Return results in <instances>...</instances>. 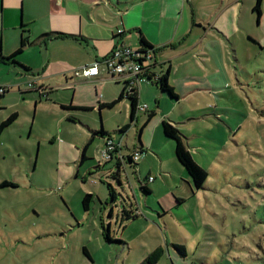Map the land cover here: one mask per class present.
<instances>
[{
  "label": "rangeland",
  "instance_id": "374dc122",
  "mask_svg": "<svg viewBox=\"0 0 264 264\" xmlns=\"http://www.w3.org/2000/svg\"><path fill=\"white\" fill-rule=\"evenodd\" d=\"M12 32H5L12 41L4 42L0 34L3 57L20 45V36ZM250 32L252 37H232L228 57L223 48L216 59L202 52L197 57L200 69L191 56L185 58L199 83L212 87L182 96L181 103L199 111V118L183 128L182 139L187 146L186 139L199 133L191 152L208 173L205 190L192 197L184 183L190 181L188 173L181 169L184 178L176 171L165 176L158 160L151 172L157 179L153 192L145 194L140 183L150 165H142L143 154L137 163L141 172L132 174L130 165L121 179L124 196L140 216L125 231L116 225V215L112 219L113 235L123 236L125 244L106 246L102 236V215L111 220L105 205L108 184L121 189L107 176L108 167L96 170L103 163L104 138L95 136L81 164L94 131L103 127L113 138L122 137L123 102L101 112L65 110L60 101L73 103L74 91L59 87L46 101L29 87L33 77H25L19 67L0 65V79L9 88L0 99V124L18 114L0 136V264H142L148 258L154 264H264V18L253 15ZM39 50L28 48L20 58L38 65ZM60 55L68 52L51 53L52 58ZM78 87L79 101L97 105L99 86L97 95L94 85ZM139 130L133 126L125 136L126 156L139 144ZM90 193L94 197L85 212L82 200ZM177 198L186 202L178 204ZM176 245L186 248L185 257Z\"/></svg>",
  "mask_w": 264,
  "mask_h": 264
},
{
  "label": "crops",
  "instance_id": "0c3cea01",
  "mask_svg": "<svg viewBox=\"0 0 264 264\" xmlns=\"http://www.w3.org/2000/svg\"><path fill=\"white\" fill-rule=\"evenodd\" d=\"M254 6L255 0H0V34L4 42L6 39L13 40L10 37L11 34H5L6 31H13L12 33H16L17 37L20 36V42L22 38H28L30 44L25 47L24 51L31 47H39L41 58V63L38 65L31 60H21L23 51L17 61L28 70L21 66L0 65L15 70L19 67L18 69L25 73V77H33L34 83L32 84L36 90H41L39 95L44 100H46L45 95L50 99L53 92L56 93L59 87H64L67 91L75 92L74 101L70 105L99 110V103L110 104L119 98L124 89V80L107 78L104 74L99 78L87 80L83 77L75 78V72L83 66L107 57L118 43L139 50L141 48L140 39L143 37L155 49L151 74L162 77L169 72L168 82L174 88L178 98L173 100L168 94L161 92L154 84L155 77L152 79L153 82L147 81L140 84L138 87L139 106H146L147 109L139 110L135 121L131 122L130 103L127 99H124L128 101L127 103L124 100L121 101L123 102V115L119 121L120 129L127 125L129 129L125 133H120L122 135L120 139L108 137L121 143L119 154L121 157H128L124 153L125 150H129V145L124 143L125 136L133 126L143 127L141 144L133 146L132 154L136 151L145 154L146 158L142 161V165L150 166L147 168L149 175L142 182L147 183L152 193L151 185L157 179L151 175V172L153 167L156 168L158 160L160 161L159 170L163 175L167 176L168 173L176 171L184 178L181 169L185 170V168L176 157V142L164 135L162 123L164 121L170 123L184 135L183 128L187 127L186 124L190 120L199 118V111H193L181 105L182 96L197 95L199 92L212 89L211 86H202L203 84L199 83V75L191 71L194 67L185 58L191 56L200 69L197 57H200L204 51L209 57L216 59L223 48V56L228 57V50L232 51L234 44L232 37H236L237 33L243 38L252 37L250 27L251 17L255 15ZM19 8L21 10L18 15ZM16 18L17 21H15ZM263 18L264 0L262 1L261 19ZM118 31L122 33L119 34ZM58 33L64 34L65 37H57ZM249 42H251L250 39ZM19 46L16 48L18 49ZM216 48L218 52L215 51ZM54 50H64L68 52V55L52 58L51 53ZM198 52L199 55L196 56L194 53ZM10 55L11 53H7L6 56ZM0 56H2L1 50ZM182 68H185L183 75L180 73ZM4 82L0 79V86L7 87ZM83 83H89L91 87L94 85L96 95L98 94L97 86L102 89L97 105L88 99L79 101L82 96L78 97L80 88L78 86ZM60 102L61 108L69 106L64 101ZM105 109L110 110L111 108H103L99 111ZM150 114L154 116L149 119ZM146 128L147 132L144 133ZM108 137L104 138L103 147ZM198 137L197 132L186 139V147L190 152L191 148H194L191 147L192 140ZM197 163L200 164L198 161ZM114 165L115 163L104 162L96 170L106 171L105 168L108 167V171L112 172ZM131 166L133 167L132 174L140 173L143 167L139 170L138 164L135 166L131 164ZM131 166L127 165L126 170L132 169ZM110 172L107 174L108 177L111 175ZM124 175L121 172V179ZM150 177L154 178L153 182L148 181ZM184 183L191 190L192 197H195L196 192L199 191L195 190L191 178L190 181L184 180ZM119 187L121 189H115L117 193L124 189L123 182ZM92 195L94 197V194ZM182 200L186 202L185 199ZM118 204L119 201L112 205L113 215L109 217L111 219L109 222L105 219V213L101 220L105 225H110L113 239L126 240L123 236L117 239L113 235V216L116 215V225L119 224L123 231L127 230L137 219L121 225L117 216L121 209ZM130 204L134 210L135 206L132 202ZM104 242L106 246L109 245L105 240ZM121 243L125 244L124 241ZM90 260L92 261V256Z\"/></svg>",
  "mask_w": 264,
  "mask_h": 264
},
{
  "label": "trees",
  "instance_id": "16d2710c",
  "mask_svg": "<svg viewBox=\"0 0 264 264\" xmlns=\"http://www.w3.org/2000/svg\"><path fill=\"white\" fill-rule=\"evenodd\" d=\"M262 1L263 0H255V6L253 8V11L257 15L258 20H260L262 17ZM56 35H57V37H65V35L61 34V33H58ZM46 36H48V35H46ZM140 43H141V48L137 51L138 55L146 57L147 54H149V53L154 54L155 49L151 45H149L143 37L140 39ZM29 44L30 43H29L28 38H22L19 48L14 53H12L9 57L0 56V64L15 65V66L23 67L17 61V58L23 53L25 47H27V45H29ZM23 68L28 70L25 67H23ZM148 70H151V67ZM153 77L154 76H152L151 73H148L147 81L153 82V80H152ZM168 77H169V72L165 73L162 77L158 76V79L156 81H154V84L157 85L158 89L161 92L168 94L173 100H176L178 98V95L175 93L174 88L169 84ZM123 86H124L123 87L124 89H123L122 93L120 94L119 98L110 104H100L99 103L98 104L99 110H102L103 108H114L121 101H123L124 99H127L130 103V108H131L130 119H131V122H134L136 119V115L140 110L139 98H138V89L136 90V89L132 88L131 90L130 89L127 90V84H125V83ZM36 91L40 94L41 90L37 89ZM8 92H9V90H8ZM5 95L0 96V99L4 98ZM46 96L47 95H45V99L49 100V98ZM62 108L65 110H84V111L92 110L91 107L79 108V107H74L72 105L62 106ZM153 116H154V114H150L148 118L150 119ZM17 118H18V114L14 113L7 120L3 121L0 124V136L7 127H9L11 124H13L17 120ZM162 128H163L164 135L167 138L172 139L176 142L177 160L187 171L188 175L190 176L191 180L193 181L195 190H197V191L203 190L205 187V183L208 179V173L205 169L200 167L195 162V160L193 159L191 152L188 150V148L186 147V145L183 142L182 133L176 127H174L173 125H171L170 123H168L166 121H164L162 123ZM128 129H129V125L125 126L123 129L119 130V133H125ZM142 130H143V127L140 128V130H139V135H138L139 144H141ZM95 136L105 138V137H108L110 135L107 132H105V130L103 128L100 129L99 131H94L90 142L86 145V147L84 149L81 164L85 160H87L86 151H87V148L89 147V145L91 144V142L94 140ZM131 155L128 157H123V159L111 160V161L106 162L107 164L115 163L114 171L110 172L111 175L109 177L111 179H113L114 181H116L119 184V186L122 185L121 172L126 174L127 165H131V164L133 166L137 165V162L133 161V158ZM140 184H141L140 185L141 190L145 194L150 195L151 191L147 187V183L141 182ZM108 191H109V196H108V199H107L105 205L110 206L109 217H112V215H113L112 205L115 204L117 201H119L118 207L121 209H120V212H118L117 216L120 219L119 223H121V225L124 223H127L130 220H136L139 218L140 215L138 214L137 211H134L132 209L133 207H132V204L129 203V200H127L126 197H120V194L117 193V191L113 187L112 183L108 184ZM92 200H93L92 194H86L84 196V198L82 200V206H83V209L85 212H88L90 210ZM177 202H178V204H181V203H184V200L177 198ZM102 229H103L102 236L108 244L121 242L120 240H116V239L112 238L111 229H110L109 224L105 225L102 222ZM174 248L177 251H179V253L182 257H185V255H186L185 254V247H181V246L176 245V246H174ZM83 250H84L85 255L89 259H91V256L88 253V250L86 248H84ZM142 264H154V261H152L151 258H148Z\"/></svg>",
  "mask_w": 264,
  "mask_h": 264
},
{
  "label": "built area",
  "instance_id": "2783aa9c",
  "mask_svg": "<svg viewBox=\"0 0 264 264\" xmlns=\"http://www.w3.org/2000/svg\"><path fill=\"white\" fill-rule=\"evenodd\" d=\"M119 34L122 31H118ZM138 50H134L131 47L118 43L112 52L102 60H98L90 65L83 66L75 72V78L83 77L87 80L99 78L104 74L107 78L123 79L127 84V90L138 89L140 84L147 82L148 70L153 61V54L149 53L146 57L140 56L137 53ZM153 76V75H152ZM154 81L158 79V76H154ZM30 84V87H33ZM9 88L0 86V96L5 95ZM146 106L140 107L141 111H145ZM121 143H117L112 138L105 140V146L101 152L103 163L111 160L123 159L120 156ZM143 154L136 151L131 156L134 162H138ZM149 182H153L154 178L150 177Z\"/></svg>",
  "mask_w": 264,
  "mask_h": 264
},
{
  "label": "water",
  "instance_id": "95a60500",
  "mask_svg": "<svg viewBox=\"0 0 264 264\" xmlns=\"http://www.w3.org/2000/svg\"><path fill=\"white\" fill-rule=\"evenodd\" d=\"M124 190L125 189H123L122 192L119 193L120 194V197H126V199L129 200V197L128 196H124Z\"/></svg>",
  "mask_w": 264,
  "mask_h": 264
}]
</instances>
